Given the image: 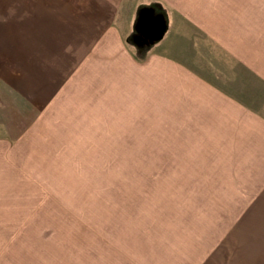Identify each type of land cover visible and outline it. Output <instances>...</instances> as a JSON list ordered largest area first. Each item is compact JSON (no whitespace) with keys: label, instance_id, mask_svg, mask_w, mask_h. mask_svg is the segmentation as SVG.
Listing matches in <instances>:
<instances>
[{"label":"rangeland","instance_id":"rangeland-1","mask_svg":"<svg viewBox=\"0 0 264 264\" xmlns=\"http://www.w3.org/2000/svg\"><path fill=\"white\" fill-rule=\"evenodd\" d=\"M23 1L0 0V35L21 38ZM160 1L172 27L155 50L181 48L179 69L210 84L242 71L217 50L230 75L215 59L202 70L185 38L217 46ZM134 29L131 48L161 41L137 43ZM21 53L16 89L0 82V264H264V181L234 187L243 182L224 172L225 151L196 125L171 132L168 101L139 93L132 76L111 80L89 60L26 69Z\"/></svg>","mask_w":264,"mask_h":264},{"label":"crops","instance_id":"crops-1","mask_svg":"<svg viewBox=\"0 0 264 264\" xmlns=\"http://www.w3.org/2000/svg\"><path fill=\"white\" fill-rule=\"evenodd\" d=\"M172 1L177 4L171 7L183 13L186 24L191 28L196 25L204 39L217 46L207 49L203 45L200 50L193 45L194 40L185 38L186 45L182 48L185 55L186 50L192 54L198 52L201 68L206 73L214 70L209 69L210 59L216 60L219 75L223 69L218 66L230 75L232 60L233 67L242 68V71L233 69V79L226 78L225 85L210 84L203 78L200 81L192 72L179 69L175 54H181L178 51L181 48L169 50V54L155 50L165 45L172 27L171 16L160 0H24L21 6L25 7V20L16 32V37L21 38L0 35V82L5 77L3 83L16 89L15 78L25 73L18 72L12 62H16L17 52L22 55L21 51L28 65L26 69H31L33 60L42 65L55 63L57 67L61 60L67 59L97 62L95 66L105 70L103 76L111 80L132 76L136 84L131 86L138 88L139 93L147 91L154 99L158 97L156 100H167L171 132L178 126L181 129L182 122L185 126L196 125L201 138L217 143L228 159L224 172L237 174L232 181L243 182L234 187H251L253 184L247 181L261 183L264 181V95L261 92L264 90V0ZM153 6L167 20L161 41L148 48L129 47L127 40L134 29L136 12L140 7ZM215 50L226 53L232 60L219 62ZM241 75L248 77L242 86L236 80ZM256 186L264 188V185Z\"/></svg>","mask_w":264,"mask_h":264},{"label":"water","instance_id":"water-1","mask_svg":"<svg viewBox=\"0 0 264 264\" xmlns=\"http://www.w3.org/2000/svg\"><path fill=\"white\" fill-rule=\"evenodd\" d=\"M135 31L138 34L137 43L159 40L166 31L165 18L161 14H153L151 9H142L136 20Z\"/></svg>","mask_w":264,"mask_h":264}]
</instances>
